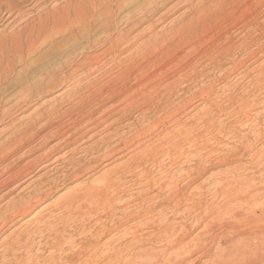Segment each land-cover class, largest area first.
Wrapping results in <instances>:
<instances>
[{"label":"rangeland","instance_id":"rangeland-1","mask_svg":"<svg viewBox=\"0 0 264 264\" xmlns=\"http://www.w3.org/2000/svg\"><path fill=\"white\" fill-rule=\"evenodd\" d=\"M91 1L0 0V71L3 69L4 63L5 66L9 63V59L10 62L17 63L5 83L0 85V91H2L0 92V98L1 96L6 98L12 94L22 95L25 92L24 90L27 87L29 88L31 82L39 80L41 76H46L47 73L51 78L66 59L71 58L74 53L78 54L84 45L93 41L92 37L94 38L98 34H107L106 31L97 27L90 28L87 26H79L75 33L60 32L48 39L47 42L37 46L34 52L31 53L32 55L30 54L24 61L19 62L17 55L19 41L16 33L23 26L30 27L33 23L37 25L40 16L45 17L48 15L49 21H52L54 18H59L60 15L62 17V15L69 13L73 18L72 16L81 10L92 11L95 0ZM132 1L128 0L124 3V12L138 5L137 1ZM247 2L249 0L238 2V7L236 6L234 10L232 9L233 12L231 11L233 14H236V12L237 14L232 15L231 13L233 17H230L229 21L225 20L223 24L218 19L213 21L210 28L207 29L208 31H205V33L210 32L211 34H204V43L212 46L215 37L220 34L221 30L229 27L227 36H230L229 40L231 42L223 38L224 44L234 43L239 47L246 40L248 34V28L240 22L237 23L238 18L245 10L244 4ZM250 5L251 18H253L254 23L250 28V35H253L255 41L246 51L237 48L238 50L231 51L224 56L227 61L222 68L213 67L215 60L213 61L210 58L214 53H211V57L205 53L194 56V51H189L191 48L188 46H185L186 48L182 47L180 48L181 51H174L173 54L171 53L170 56L164 58L163 64L143 69L144 81L142 88L144 90L140 89L142 113L137 115L133 111H128L121 124H112L109 127L107 123L114 119L112 117L93 129H89L93 126L91 124L84 129L80 128L79 125H77L78 127H71V122L64 120L65 128L62 126L61 129H58L59 131L53 128L41 129L36 135L32 136L27 144L14 142L11 147L0 150V154H11L6 160V162H10L20 154H27L28 149L33 144H37L42 135L48 134V139L43 141L45 142L44 147L35 152L30 151L28 154H50L49 158L39 162L31 169L32 171H29L18 182L0 189V206L8 203L17 194L24 197V202L30 201L32 206L24 214H18L7 222L0 230V241L10 234L9 241H13L18 233H21L23 241H33L30 242V245H32L29 253L23 247L16 251L17 253L20 252L23 258H27L31 252L42 256L58 253L59 251L54 252L49 248H41L44 246L41 235L47 234L49 229L45 228L43 232H39L35 227L49 221L61 229L63 225L61 219L66 218L69 213L67 200L69 201L70 196H73L74 192H82L90 184L98 185L106 171L120 163L124 165L118 167L116 172L109 176V179L114 181V191L109 194L110 197L106 201H102V199L83 201L81 199L80 201L86 203H83L82 209L78 213L75 210L73 211L71 214L74 218L72 223L69 221L66 230H61V233H65L63 236L66 239H71L72 237L80 238L92 233L105 232L102 242L112 239H110L111 242L107 247L110 248L109 253L118 249L119 241L123 242L122 244L126 242L133 244L138 241V249L132 246L123 248L122 260L125 264H168L179 256H188L191 252L192 254L188 256V260L184 264H191L194 258L197 259L195 264H221L218 255L221 252L219 250H222L225 246L224 241H219V238H217V242L215 241L211 250L202 242L208 238L209 233L208 229L203 228V225L213 224L220 227V223H223V221L236 224L233 218L229 216L212 220L214 213L222 205L220 198L213 199V202L211 199L215 189L221 183V178L223 180L230 179L233 175L232 172L236 171V173L238 172V180L245 183L244 187L254 188L258 186L253 192L262 193L260 199L252 200L248 204L245 202L231 203L230 207L233 206L231 209H242L248 213V208H257L264 204V125L261 124L264 123V93L256 92L255 96L248 97L243 113L247 114L248 118L245 116L241 118L242 115L238 116L227 108V97L230 94L241 95L243 90L250 86L259 75V71H264V0H250ZM96 9V11L101 10ZM180 11L182 10L173 13L166 22L158 26V29L176 18ZM32 18L34 21H32ZM145 25L142 27H145ZM214 27H217V29ZM244 37L245 39H243ZM59 42L62 43L59 49H52V45ZM177 54L183 55L178 56ZM44 55L45 57H43ZM108 61V58L102 59L92 67L98 64L101 65V63L106 64ZM233 61L242 62V64L239 66L238 64L234 65L231 63ZM47 65L49 67L51 65V67L49 68ZM82 73L83 71L78 72V77ZM97 75L98 72L93 73L91 79ZM71 86L72 84L67 82L53 88L47 89L45 87L46 90L36 99L21 102L18 98L8 102L6 108L9 106L12 108V105L16 102L19 104L8 111L5 117L0 116V143L8 136L7 130L11 126H15L17 129L22 128L31 119L37 118L41 111H48L54 106V101H57L61 94ZM109 105L112 104L109 103L103 108L105 109ZM99 111L95 115L98 120H100ZM208 122H210V125L207 124ZM42 123L43 121L39 122L36 127L38 128ZM254 124H257V127L262 126L258 130H254L252 129V126H255ZM104 126L106 127L103 128ZM135 128H138V132H135ZM115 130L118 132L115 136L111 135L110 139L113 140V143L105 148L106 150L103 149L96 153L88 150L90 146L95 147L103 136L111 134ZM71 131H75V133L72 134ZM31 133H33V129L28 132V134ZM136 144L140 145L138 150L141 149V152L139 151L140 155L138 154L137 159L133 161L131 159L132 149ZM242 147L248 149L244 156L231 161H219V158H225L227 153L230 154L228 158L231 157V153L234 154L232 151L235 148ZM157 149L159 150L157 151ZM59 155L63 158L66 156V158L55 160L60 158ZM78 158L80 162L77 165H65L67 159L75 160ZM29 159H25L20 166ZM6 162L0 164V168ZM44 165H46L45 168ZM201 167L205 168V171L198 174L197 170ZM41 175H44L50 183L42 185L37 202L32 201L30 191L34 185L33 181ZM173 195L177 197L175 203L171 201ZM168 224L175 226L176 230L175 234L166 240L165 234L160 228ZM135 229L137 230L135 231ZM188 230H191V233L183 242L184 244L187 243V246L182 247L183 244H175L176 238ZM133 231H135L137 239H132ZM199 233L198 242L194 237ZM227 235H231V233L228 232ZM28 236L29 238H27ZM216 244L221 248L218 249ZM70 245L68 242L65 243L63 250H61L64 252L59 253H66ZM101 249H99V253ZM230 257L232 258V256Z\"/></svg>","mask_w":264,"mask_h":264},{"label":"bare ground","instance_id":"bare-ground-1","mask_svg":"<svg viewBox=\"0 0 264 264\" xmlns=\"http://www.w3.org/2000/svg\"><path fill=\"white\" fill-rule=\"evenodd\" d=\"M126 1L128 0H95L94 8L92 11L81 10L76 13L74 11L75 14L74 16H72L73 18H71V15L69 13H66L65 15H62V17L60 15L59 18H54L52 21H49L48 15L45 17L40 16L39 23L37 25L33 23V25H31L30 27L23 26V28H21L20 30L18 29L19 31L16 34H17V40L19 41V43L17 44L19 45V51L17 54L19 57V62L24 61L31 53L34 52L37 46L47 42L48 39H51L55 34H58L60 32L75 33L79 28V26H87L90 28L97 27L99 29L106 31L107 34L106 35L98 34L94 36V38L92 37L93 41L89 42L87 45H84V47H82V49L78 54L74 53L72 57L69 56L71 58H69L68 60L66 59L63 62V65H61L60 68L57 70V72L55 71V74L53 73L51 78H49V76L47 75L48 73L45 74L46 76H41L40 79L38 78L39 80L35 82H31L29 88L27 87L28 89L26 88V90H24L25 92L23 91L24 93L22 95L17 96L11 93L12 95L10 96L6 95L7 96L6 98H4V96H1L0 116L5 117L8 111H10L13 107L17 106V104H19L18 102H16V104L14 103L12 105V108L9 105H8L9 107L6 108L5 106L8 102L14 101L18 98H20L19 101L21 102L30 101L31 99L32 100L36 99L37 97L42 95L43 92L46 90L45 87H47V89L53 88L56 85L60 86L67 82H70V84H72L71 88L65 90L61 94L60 98L57 101H54V106L51 107L48 111H41L37 118L31 119L29 123L23 126L22 128L17 129L15 128V126H11L7 130L8 136L5 137V140L0 143V150H4L7 149L8 147H11L14 142H20L23 145L27 144L31 140L32 136L36 135L41 129L53 128L59 131L58 129H61V127L64 126L63 124L64 120L70 121L71 123L70 122L69 123L71 124V127L79 125L80 128L83 129L88 127L90 124L93 126H91V128L89 129H93L101 125L102 122L111 119L112 117H114V119L110 123H107L109 127H111L112 124H121L128 111H133L137 115L142 113L143 109L141 108L142 106H141L140 89L142 88V84L144 81L143 79L144 68L154 67L156 65H160L161 63L163 64V59L166 58L167 56H170L172 52L177 50L181 51L182 49L180 48L188 46L189 48H191L189 50L190 52L194 51V56L201 55L203 53H205L207 56L208 55L210 56L211 53H214L212 55V58L210 59H212L213 61L215 60L213 62V67L220 69L227 61L226 59H224L225 58L224 56L228 55L231 51H234L237 48H239V50L246 51L250 46L253 45L255 41V39L252 37L253 35L252 36L250 35L251 32L250 28L254 24L253 18H251L252 11L250 9L251 8L250 0L249 2L244 4L245 10L244 12H242L243 14L240 16V18H238L239 20L237 21V23L240 22L244 27L248 28L247 38L241 45H239V47L234 43L224 44L225 42L223 41V38L226 39L227 41L230 39V36H227V34L229 33V27L223 28L220 34L219 35L217 34L218 36L216 35L217 37H215L216 39L214 43H212V46L210 44L208 45L205 44L203 39L205 37L204 34L207 33V32L205 33V31L208 28H210L213 21L218 19V21L223 24L225 20L229 21L228 19H230V17H233L231 16V13L233 12L232 9L234 10L238 2L241 0H140V1L133 0V1H137L138 5L135 8L124 12L123 7ZM96 8L101 10L96 11L97 10ZM179 10L182 11H180V14L176 18L170 20L166 25L164 26L162 25L163 27L158 29V26L160 24L166 22L173 13H176ZM236 14L232 13V15H236ZM32 21H34L33 18ZM144 24H146L145 27H142ZM217 27L214 28L217 29ZM209 33L207 34L209 35ZM245 37L243 39H245ZM60 44L62 43L59 42L53 44L52 49H56V50L59 49ZM213 44L215 45L213 46ZM45 55L43 57H45ZM179 55L182 56L183 54H179ZM105 58H108L109 60L106 64L101 63V65L98 64L97 66L92 67ZM231 63L234 65L238 64V66L242 64V62L237 63L236 61H233ZM16 66L17 63L13 61L10 62V59H9V63L6 64V66L4 63L3 69L0 71V85H3L5 83L9 75H11L10 72ZM158 67L160 68V66ZM50 71L52 72V70ZM80 71L81 72L83 71V73L81 76L78 77V72ZM97 72L98 75L93 79H91L92 78L91 75ZM256 92L264 93V71H259V75L254 79L253 83L250 86H247L243 90L241 95L230 94L227 97V108L231 109L238 116L242 115L241 118L243 116L248 118L247 114H243L245 111V106L247 104L248 97L255 96ZM109 103H111L112 105H109L104 109L103 107ZM98 111H99L100 120L95 118V115L97 114ZM42 121H43L42 125H40L37 128L36 127L37 124H39V122ZM137 121L135 122V125ZM209 123L210 122H208L207 124L210 125ZM257 124L256 125L254 124L255 126H252V129L258 130L262 125H264V123H261L262 125L257 127ZM105 127L106 126H104L103 128ZM76 128H74L75 131L79 129ZM31 129H33V133L28 134V132ZM140 129L139 131H141ZM135 130H136L135 132H138V128H135ZM75 131H71L73 132L72 134H74ZM117 132L118 131L115 130L113 133L103 136V138H101L100 140L97 139L99 140V142H97V145L95 147L90 146L88 150L94 151L96 153L109 147L113 143V140L110 139L111 135L115 136ZM63 133H59V134H63ZM47 137H48L47 133L42 135L39 142L37 144H33L28 149V152L30 151L35 152L38 149L43 148L44 147L43 144L45 143L43 141H46V139H48ZM139 147L140 145L136 144L132 149L133 155L131 156V159L133 161L137 159L136 157L138 156L139 151L141 150V149L138 150ZM158 150L159 149H157V151ZM247 151L248 149H246L245 147L237 148V149L235 148L232 151L234 154L231 153V157H229L230 159L228 158L230 154L227 153L226 157L219 158V161L220 162L231 161L240 158L244 156L247 153ZM28 152L27 154L26 153L20 154L19 156L15 157L12 161L9 160L10 162H6V160L11 154H0V164L6 162L0 168V189L5 188L9 184L18 182L29 171H32L31 169H33L37 164H39V162L41 161L43 162V160L48 159L50 156V154H28ZM58 157H60V155ZM27 158L30 159L20 166V164L23 161H25V159ZM65 158L66 156H64V158L62 156L55 160H64ZM79 162H80L79 158L75 160L67 159L65 161V165L71 164L73 166V165H77ZM123 165L124 164L119 163L118 165L112 167L111 169H108L106 171V174L102 176L101 181L98 185L90 184L91 185L90 186L88 184L89 187L87 186L84 190H82V192L81 191H79L80 193L74 192L73 196L72 195L70 196L71 198L69 199V201L67 200V205H68L67 210L69 213L66 218L61 219V221H63V225L61 226V229L59 227H56L55 225H53L54 223L52 224L49 221H46L45 223L42 222L43 224L37 225L35 227L37 230H39V232H43L45 228L49 229L48 230L49 232L47 234H43V235L39 234L41 235L42 240H44V243H42L44 244V246L41 247L42 249L49 248L54 252L55 251L64 252L61 250H63L64 244L68 242L71 245L66 253L62 254L58 252L48 256H42L41 254H37V253L32 254L31 252V254L27 256V258H23L20 252L17 253L16 251L20 247H23L29 253L31 251V245H32V244L30 245L31 241L29 240L23 241L21 233L20 234L18 233L16 237L14 236L15 239L13 241L12 240L9 241V238L11 237L10 234L8 237L0 241V264H125L122 260L123 248L125 246H132L133 248L138 249L139 247L137 243L138 241L137 242L135 241L136 243L133 244L131 242L128 243L126 242L122 244L123 242L119 241L118 249L114 252L112 251V253L111 252L109 253L108 250L110 248L107 247H109V244L112 239L110 238L111 240L110 239L108 240L106 238V240L108 241L102 242L105 232H101L99 234L92 233L89 235H84L80 238L72 237L71 239L68 237H67L68 239H66V237L63 236L65 233H61L62 232L61 230H64L66 228V225L69 224V221L72 223L74 218L72 217L71 214L73 213V211L75 210V212L78 213L79 210L82 209V205L84 202L80 201L81 199H83V201L93 200V199H97V200L102 199V201L103 200L106 201L110 197L109 194L113 193L114 191V181L109 179V176L114 172H116L118 167H122ZM45 166L46 165H44V168ZM127 167L130 168L129 166ZM203 171H205V168L203 167L197 170L198 174L202 173ZM232 173L233 175L230 177V179L227 178L226 180H223L221 178L220 185L215 189L214 194L212 193L213 194L211 197L212 202L213 199L215 200L218 198H220L222 201L221 202L222 205L214 213L212 220L213 219L219 220L220 218L223 219L225 216H229L233 218V221L236 222V224L228 221L227 222L223 221V223H220L221 224L220 227H216L213 224H209L206 226L203 225L204 229L206 230L208 229L209 232L208 238L207 239L201 237L200 238L204 239L202 242H204V245H206V247L209 250L212 249L217 238H219V241L221 240L224 241L225 246L222 250H219L221 252H219L218 255V259L220 260L219 263L221 264H264V204L258 206L257 208L255 207L248 208L249 210L248 213L244 212V210L242 209L234 210L231 209L233 208V206L230 207L231 203L245 202L246 204H248L252 200L260 199L262 193L253 192L258 186L254 188H250V186L244 187L245 183L241 182L237 178L238 172L236 173V171H233ZM45 178L46 177L44 175H41L40 177L36 178L33 181L34 185L31 187V191H30L31 192L30 196L31 198H33L32 201H36L39 198L41 186L46 183H50V181H47ZM175 195H173V197L171 196L172 197L171 201L174 203L176 202L175 200L177 199ZM21 197L22 196H20V194H17L8 203H6L3 206H0V230L7 224L8 221L12 220L18 214H24L30 209V207H32L30 205V201L24 202L23 201L24 197L22 198ZM150 199L151 198L149 197V200ZM160 229L162 230V232H164L165 234L164 237L166 240L167 238L173 236L176 230L175 226L170 224L163 225L161 226ZM136 230L137 229H135V231ZM135 231H133L132 239L138 238L137 235L135 234ZM228 232H230L231 235H227ZM190 233L191 230H188L187 232L181 234L180 237L176 238L175 244L177 245L183 244L182 247L187 246V243L184 244L183 242L185 241V239L189 237ZM160 236L161 234L159 235V237ZM199 236L200 233L195 235L194 237V239L198 240V242H199V238H198ZM27 238H29V236ZM66 240L68 241L66 242ZM216 245L218 246V244ZM100 247L103 248L101 249ZM214 248L219 249L221 247L218 246L217 248L216 247ZM99 249H101L100 253H99ZM191 254L192 252L189 255ZM188 256L182 255L179 256L176 260H172V261L169 260L170 262L167 263L184 264L188 260ZM230 256H232V258ZM196 260L197 259L194 258L192 260V263L195 264Z\"/></svg>","mask_w":264,"mask_h":264}]
</instances>
